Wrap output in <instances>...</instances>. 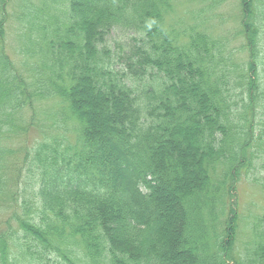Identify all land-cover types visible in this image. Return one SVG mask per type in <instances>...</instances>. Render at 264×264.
<instances>
[{
	"label": "trees",
	"instance_id": "1",
	"mask_svg": "<svg viewBox=\"0 0 264 264\" xmlns=\"http://www.w3.org/2000/svg\"><path fill=\"white\" fill-rule=\"evenodd\" d=\"M7 1L0 0V210L9 211L0 212V264H264V229L243 258L232 255V199L255 142L264 169L263 0H240V72L224 58L228 36L211 34L205 16L225 0H202L190 19L178 14L179 0H56L54 16L28 41L41 43L38 57L30 50L40 67L29 85L9 74ZM35 3L22 0V14ZM32 22L23 35L33 33ZM80 87L107 112L112 134L101 132L110 129L100 109L83 108ZM36 97L59 100L63 108L43 113L61 129L72 121L74 134L43 138L54 132L38 125L41 140L16 147L17 115ZM254 224L258 232L264 209Z\"/></svg>",
	"mask_w": 264,
	"mask_h": 264
},
{
	"label": "rangeland",
	"instance_id": "2",
	"mask_svg": "<svg viewBox=\"0 0 264 264\" xmlns=\"http://www.w3.org/2000/svg\"><path fill=\"white\" fill-rule=\"evenodd\" d=\"M31 2H36L35 4L37 7H35V11L29 14V11L26 14H22L23 11L20 8V2L22 0H9L5 3V14L6 16V25H5V34H4V44L6 48V53L10 56V60L13 64V71L9 74L12 76H18L20 78V81L22 80L23 83H27L28 85L31 84L34 81V74L32 75V72H34L36 69L40 67V63L38 59L33 58L31 59L30 56V50H32V54L35 57H38L40 54V45L36 44L33 47H28V41H35V37L38 35L39 32H41L42 23L41 19H48L52 18L54 16V2L56 3V0H46L48 3H51L47 7L41 8L39 7V0H30ZM45 1V0H44ZM46 1L44 3H46ZM213 0H211L212 3ZM240 0H225L223 1L219 6H214L215 9H213L211 12L206 14L205 16L210 17L209 21L213 25L210 26L211 29H209V32L215 33L218 38H222L223 35L228 36L224 40L227 41V54H224V58L228 56L230 58V65L231 68L235 72H240L244 66L245 62L247 61V54L246 51H242L241 49V43H242V36L240 35L241 27L239 26V18H240ZM264 3V0H263ZM47 4V3H46ZM54 4V5H53ZM213 5V4H212ZM55 6H58L56 4ZM187 6H190L188 9ZM203 6L202 0H179L175 4V8L178 12V14H184L186 16V19H190L191 12L194 13L196 10ZM261 7L263 5H260ZM264 7V6H263ZM63 10V5L60 7ZM16 12L18 13L16 16ZM21 12V13H20ZM25 13V12H24ZM193 16V15H192ZM39 19V24L36 26V24H33L32 20ZM25 21H31L33 33L29 36L23 35L24 30V24ZM208 21V20H207ZM66 19L61 18V23L65 24ZM209 24V22H208ZM208 29V28H207ZM42 33V32H41ZM232 33V34H231ZM46 37H50V30L48 33H46ZM117 34V33H115ZM43 35V34H41ZM118 35V34H117ZM233 35V36H230ZM62 37V36H61ZM117 41V40H116ZM119 41V40H118ZM43 43V42H42ZM68 60H66V63ZM96 71L98 72L99 69ZM19 71V72H18ZM21 75V76H20ZM0 73V82L3 80V77H1ZM23 79H22V78ZM260 83L262 86H264V75H261L260 77ZM259 86V85H258ZM14 88L18 89V95L20 92V88L22 85L19 82H15L13 84ZM96 87V83L93 84V88ZM12 88V86H10ZM13 88V89H14ZM80 87V103L84 105L83 107L85 110H91L93 112H96V110L100 109L101 112L99 114V117L101 116V124H107L109 127V131L102 130L101 132L105 133L106 135H110L113 132V127H110L108 124L109 122L107 119V112L103 110L102 106L95 105L94 101L91 103L88 95H85L86 90H84ZM246 89V87H245ZM30 90V91H29ZM14 91V90H13ZM34 92L33 89H28V94ZM242 91V89H240ZM259 91V90H258ZM11 92V91H10ZM36 92V91H35ZM13 93V92H12ZM37 93V92H36ZM40 93V92H38ZM17 93L12 94L13 101L17 98ZM236 94V92H235ZM0 96H4V92L0 91ZM37 102L34 101V107L24 105L18 116L19 121V127L16 129L17 132L11 133L10 135L14 134V137L10 142L14 146H19L21 144V140L24 141H30L31 143H34L36 140H41L42 135L41 131L38 128V125L40 127H45L43 130L45 131L43 134H47L46 130L54 133H48L43 136V138L49 137V136H58L60 133L61 137L63 136L67 137L74 134L73 131V124L72 121L68 122V125L65 126L64 129H61V127H58L56 124L51 121V117L44 115L43 111H45L47 108L50 107V109L57 110L58 107H62L63 105L59 100L56 99H42L36 97ZM4 105V103H3ZM34 110L36 111V114H34ZM3 110L0 111V116H2ZM86 112V111H84ZM11 112L7 110V114L5 115V119L9 120L11 118ZM95 114V113H94ZM91 116V115H89ZM15 118V114L13 116V119ZM33 121V123L30 124V126H27L28 122ZM40 121V123L38 122ZM259 118H255V122H258ZM38 122V123H37ZM233 122V121H231ZM256 126V125H255ZM254 126V127H255ZM259 128L258 126L255 127L254 130ZM53 129V130H52ZM56 129V130H55ZM102 129H104L102 127ZM61 131V132H60ZM236 133V132H235ZM187 141V139H186ZM190 142V141H189ZM230 144H232V140H230ZM256 142L255 144H252V146H249L250 151H255V158L252 160V164L249 167V172L243 174V177L240 176L239 180H236V189H237V197L235 199H232V207L234 208L235 212L238 213V219H239V227H238V236L236 238V242L234 243V254L233 256H236L237 258H243L244 252L246 247H252L254 248V236H259V233L261 234L262 229H264V224H262L260 227H258V232L255 229L254 220L256 217L263 211L264 209V178L260 175V170L262 173H264V169L259 168L256 164L257 162H260L261 160L258 159L262 156V153H259L258 150H256ZM253 148V149H252ZM235 151V150H234ZM192 164H188V169H191ZM194 167V163H193ZM258 167V168H257ZM242 177V179H241ZM191 178V177H189ZM227 203V205L229 206ZM3 210H0V212H8L6 208H3ZM254 219V220H253ZM1 220H4V217H0ZM184 239L187 238V234L184 235ZM260 241V240H257ZM250 242L252 244L250 245ZM256 249L253 251L254 254H256ZM252 253V254H253Z\"/></svg>",
	"mask_w": 264,
	"mask_h": 264
}]
</instances>
